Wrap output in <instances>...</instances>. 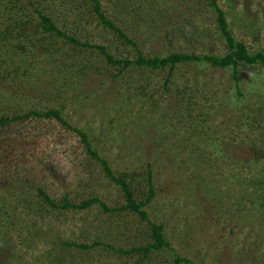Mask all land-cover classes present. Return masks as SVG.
I'll return each mask as SVG.
<instances>
[{"label": "rangeland", "instance_id": "374dc122", "mask_svg": "<svg viewBox=\"0 0 264 264\" xmlns=\"http://www.w3.org/2000/svg\"><path fill=\"white\" fill-rule=\"evenodd\" d=\"M39 2L69 36L106 47L115 58L137 59L134 47L99 23L89 2ZM216 2L235 41L251 53L264 51V0ZM101 3L147 58L229 52L210 0ZM32 16L23 14L38 19ZM49 37L35 45L0 43V117L63 110L142 200L149 196L150 166L156 197L145 211L164 225L170 248L145 260L117 253L108 245L128 251L152 244L151 226L99 205L64 211L44 204L37 186L59 205L66 197L74 204L99 198L117 208L126 199L78 135L54 120H34L0 133V264H177L179 257L264 264V68L242 65L236 79L232 69L181 64L166 87L168 68L132 67L115 78L120 69L99 52ZM65 242L105 245L81 250Z\"/></svg>", "mask_w": 264, "mask_h": 264}, {"label": "trees", "instance_id": "16d2710c", "mask_svg": "<svg viewBox=\"0 0 264 264\" xmlns=\"http://www.w3.org/2000/svg\"><path fill=\"white\" fill-rule=\"evenodd\" d=\"M6 3V0H4ZM27 6H22V0H8V4L0 7V43L3 46L7 44H12L17 42L19 45L22 44V41L29 40L32 45H35L36 41L47 40L49 38H55L63 40L65 44H71L72 46L79 47L87 51H97L103 57L106 63L109 66L120 69V74L114 76L115 78L121 77L128 69L136 67L138 70L147 69L150 71L166 70L169 69V78L166 81V87L170 85L171 79L173 77V72L178 65L181 64H197V65H211L213 68L228 70L232 69L235 72V78L238 77V70L243 66L256 67L259 66L264 68V51H258L257 53H251L245 44L237 43L229 30V25L226 19V15L219 8L216 0H210V5L213 7L214 11L218 14V27L221 36L225 39L227 48L229 52L223 57H217L212 55L206 56H196V55H184V54H172L169 56H156L154 58H147L143 55L142 51L138 48L137 43L131 40L127 33L116 26L115 22L110 19L107 14L103 11V6L101 0H67L70 3H73L76 7L78 3L87 6L88 2L91 5L93 14H95L99 23L105 28L115 32L118 36L124 40L125 44L134 47L137 50V59L136 60H124L115 58L113 54L109 53L108 49L103 46L91 45L89 43H82L76 37L69 36L67 33L61 31L55 21L45 13L41 8L39 0H26ZM33 13L32 17L38 16V19H28L25 20L23 14ZM29 16V15H27ZM39 20V21H38ZM28 41V42H29ZM20 50H23L19 46ZM86 71V70H85ZM9 76H3L2 81L9 80ZM240 90V87L238 86ZM240 92V91H239ZM241 94V92H240ZM56 121L66 129L72 131L78 135L81 139V143L86 147L88 155L92 160L98 162L103 166L105 174L119 186L126 199V204L117 208L108 207L103 201L99 198H91L88 201H83L81 204H74L66 197L64 198V204L55 202L53 198L41 187L37 186L39 197L42 199L44 204L50 206L52 209L56 210H74V211H86L91 209L94 206H101V208L106 213H126L131 212L138 215L141 220L145 223H148L152 228V239L153 243L149 244L147 247L134 248L132 250L124 251L118 250L113 245H108L109 248L115 250L117 253L125 255L133 254H143L144 260L148 259L153 252H158L161 250H168L170 244L164 234V225L152 223L148 213L145 209L153 202L156 197V192L153 185V172L152 168L149 166L148 171V184L150 187L149 196L147 199L142 200L139 196L135 194L133 187L130 183L127 182L128 176L117 177L115 172L112 170L110 163L102 158L99 153L93 148L91 141L89 140L88 135L76 128H73L63 117V110H49L45 113L38 111H31L25 115L21 116H7L4 115L0 117V133L3 135L6 134V130L11 128L15 124L23 125L27 121ZM4 180L0 178V181ZM31 188H34V184H30ZM27 187V186H26ZM25 187V188H26ZM66 247H74L81 250H91L94 246L105 245L104 243L85 245V244H76V243H64ZM177 264H194L192 261L183 258H177ZM143 264V262H141Z\"/></svg>", "mask_w": 264, "mask_h": 264}]
</instances>
